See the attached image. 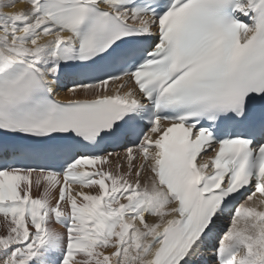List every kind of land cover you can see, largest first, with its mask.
<instances>
[{
  "label": "snow or ice",
  "instance_id": "snow-or-ice-1",
  "mask_svg": "<svg viewBox=\"0 0 264 264\" xmlns=\"http://www.w3.org/2000/svg\"><path fill=\"white\" fill-rule=\"evenodd\" d=\"M0 227V264H264V0H0Z\"/></svg>",
  "mask_w": 264,
  "mask_h": 264
},
{
  "label": "bare ground",
  "instance_id": "bare-ground-1",
  "mask_svg": "<svg viewBox=\"0 0 264 264\" xmlns=\"http://www.w3.org/2000/svg\"><path fill=\"white\" fill-rule=\"evenodd\" d=\"M22 7H25L23 4H17V8H22ZM5 11H8V9H6ZM58 91H61V90H59L58 89ZM55 98H57V99H62V100H66L68 97L66 96V94H64L63 92H61V94L60 95H57V96H55ZM209 258V256H205V259H208Z\"/></svg>",
  "mask_w": 264,
  "mask_h": 264
},
{
  "label": "rangeland",
  "instance_id": "rangeland-1",
  "mask_svg": "<svg viewBox=\"0 0 264 264\" xmlns=\"http://www.w3.org/2000/svg\"><path fill=\"white\" fill-rule=\"evenodd\" d=\"M3 231V228L2 227H0V232H2Z\"/></svg>",
  "mask_w": 264,
  "mask_h": 264
}]
</instances>
